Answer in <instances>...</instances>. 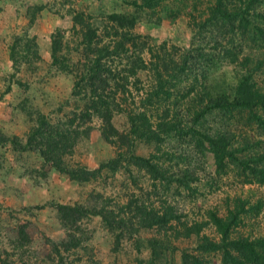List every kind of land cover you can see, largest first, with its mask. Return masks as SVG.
Returning a JSON list of instances; mask_svg holds the SVG:
<instances>
[{
    "label": "rangeland",
    "instance_id": "rangeland-1",
    "mask_svg": "<svg viewBox=\"0 0 264 264\" xmlns=\"http://www.w3.org/2000/svg\"><path fill=\"white\" fill-rule=\"evenodd\" d=\"M150 1L0 0V140L10 141L0 142V264H152L156 257L148 243L153 238L163 243L157 252L164 256L157 258V264H179L183 252L198 253V238L220 239L209 221L211 211L225 218L243 208L238 235L249 239L264 236V182L242 176L229 162L218 171L207 144L198 151L190 137L170 133L158 149L137 139L132 147L135 155L153 157L152 163L158 167L159 172L151 174L127 158V140H104L100 118L93 116L89 122L79 119L78 137L63 162L68 169L90 175L88 181L80 182L44 164L36 151H21L18 146L25 145L38 118L70 131L71 120L84 108V102L71 95L74 73L82 63L80 29H73L75 14L99 21L110 14L132 18L140 43L154 51L163 45V53L173 57L188 48L199 49L210 58L204 82L208 96L231 93L237 77L254 68L256 62L262 66L253 79L264 91V43L253 42L254 30L243 32L229 17L225 18L228 25L217 22L222 11L234 13L237 0ZM257 4L264 8V0L252 5L255 12L259 11ZM218 8L221 12H216ZM212 16L216 20L210 21ZM250 22L262 25L255 16ZM228 40L236 46L233 53L237 61L233 56H222ZM54 43L61 44L58 57L64 58L65 69L52 61ZM12 46L16 63L10 57ZM146 52L143 57L148 61ZM247 59L249 64H244ZM138 77L143 88L152 84L149 72L141 71ZM180 111L184 124L191 123L187 121L191 115L184 113V108ZM259 115L264 119V112L259 110ZM233 117L221 120L218 114L207 116L205 131L229 130L238 159L253 160L264 153V128L248 113ZM112 125L119 134H129L124 112L113 113ZM118 155H124L120 165H105ZM258 166L264 170V161ZM185 168L193 180L179 178ZM61 205L104 208L127 221V228L117 241L118 231L111 232L98 216H75L74 224L71 220L64 224L56 208ZM142 206L158 215L172 209L174 218L163 227H143L139 213L136 216ZM130 227L136 229L131 237L126 232ZM70 233L77 241L75 247L70 244ZM203 257L209 264H221L219 253Z\"/></svg>",
    "mask_w": 264,
    "mask_h": 264
},
{
    "label": "trees",
    "instance_id": "trees-1",
    "mask_svg": "<svg viewBox=\"0 0 264 264\" xmlns=\"http://www.w3.org/2000/svg\"><path fill=\"white\" fill-rule=\"evenodd\" d=\"M260 1L237 0L234 13L230 15L228 10L222 11L218 15L217 22L221 21L223 25H228L225 18L229 17L228 20L238 22L243 32L246 33L249 28L254 30L255 39L253 40L255 41L253 42L264 43V8L257 4L259 11L255 12L252 7ZM252 10L253 13H250ZM217 11L219 12L220 9H216ZM231 16L234 17L230 19ZM250 16L257 17L262 25L255 23L252 25ZM213 20H216L215 16H212L210 21ZM73 24L74 30L80 29L82 63L79 65L81 69L78 68L79 70L74 73L71 95L82 100L84 108L78 116L76 115V118L71 120L73 125H69L70 131L67 128L50 125L43 117L38 118L25 145H18L21 151H36L44 164L70 175L72 179L79 182L88 181L90 178L88 173H81L79 169H68L64 166L63 157L71 152L70 148L73 147L78 137L77 128L80 125L77 121L80 119V122H89L93 116H96L102 122L101 135L104 140L109 143H115L113 140L115 138L118 141L127 140L130 143L127 158L131 163L137 164L140 168H146V171L150 173L159 172L157 165L152 163L151 158L153 157L145 159L136 156L132 149L134 143L137 139L143 140L153 143L158 149L163 137L174 133L179 137H190L195 142L198 151L204 150V145L207 144L218 171L224 170L225 164L229 162L240 170L242 176L245 174L247 177H254L264 182V170L258 166L264 161V153L258 154L253 160L238 159L232 150L231 140L234 135L229 130L217 129L214 133L205 131L206 117L217 114L220 115L221 120H229L234 118V114L248 113L250 119L255 120L260 128H264V119L259 115V110L264 112V91L256 85L253 79L254 72L261 69V62H256L254 68L247 69L245 73L237 77L231 93L208 96V88L204 86V82L207 80L210 58L199 49L188 48V50L179 51V56L173 57L163 53L165 51L163 45L159 46L157 51L147 48L145 43L139 42L141 37L134 34L135 20L120 14L107 15L105 21L103 19L99 21L97 17L75 14ZM227 44L228 46L222 47V56L225 58L233 56L235 60L237 55L233 53V50L236 46L231 40H228ZM145 49L150 55L148 61L143 57ZM60 50L61 44L59 47V44L54 43L52 61L54 65L57 66L59 63L65 69L64 58L58 57ZM10 57L13 63L17 62L15 46H12ZM244 61V64H249V59ZM141 71L151 74L152 84L147 88H143V82L138 77ZM188 81H190L189 84H187ZM193 96L196 98L193 99ZM205 96H207L206 102L204 101ZM136 98H139V101ZM182 108H184V113L191 115V118L187 120L191 123L184 124L186 121L184 122L181 116L180 109ZM117 111L126 114L130 125L128 135L119 134L112 125L113 113ZM0 142L10 141L3 139ZM11 142L14 143V141ZM123 159L124 155H118L116 159L105 165L116 168ZM226 160L229 161L226 162ZM182 162L185 163L183 160ZM179 176L184 180L194 179L189 174L188 168H185ZM260 206L259 204L257 207L260 208ZM56 208L64 224H68V220H71L70 224H74L72 217L75 216L79 219L89 214L98 216L111 232L118 231L117 241L127 228V221L122 218L118 219L113 212L106 211L104 208L88 210L80 206L69 205L56 206ZM169 210L168 214L166 210L162 215H158L153 209L142 206L137 208L136 216L139 213L143 227H163L174 218L172 209ZM240 210L235 209L229 212L225 218L211 211L209 221L220 234V239L213 241L206 236L198 238L196 249L198 253L183 252L179 264H209L203 256L212 253L220 254L221 264H264V236L249 239L237 233ZM126 232L131 237L136 234V229L130 227ZM68 237L71 246L78 245L73 234L70 233ZM148 245L153 256L156 257L152 264H157V258L159 260L164 256L163 254L159 257L160 253L157 252L163 243L153 238ZM161 264L168 263L161 262Z\"/></svg>",
    "mask_w": 264,
    "mask_h": 264
}]
</instances>
